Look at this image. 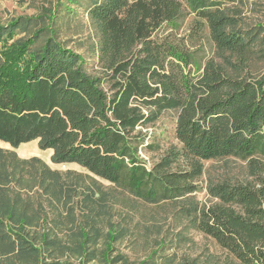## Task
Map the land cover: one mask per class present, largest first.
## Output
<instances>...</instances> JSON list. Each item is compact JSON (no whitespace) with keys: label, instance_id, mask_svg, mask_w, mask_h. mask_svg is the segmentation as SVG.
Masks as SVG:
<instances>
[{"label":"trees","instance_id":"obj_1","mask_svg":"<svg viewBox=\"0 0 264 264\" xmlns=\"http://www.w3.org/2000/svg\"><path fill=\"white\" fill-rule=\"evenodd\" d=\"M229 1L60 0L69 14L85 5L97 27L94 73L53 36L36 47L44 29L15 38L29 32L32 18L0 24V141L17 147L37 140L55 163L78 164L149 204L197 192L203 161L240 159L249 180L209 183L213 203L183 212L219 247L222 264H264V73L234 75L197 55L207 31L215 53L234 56L237 68L264 59V25L241 28ZM186 14L192 24L179 33ZM168 110L177 112V144L148 168L138 151L152 142L137 129ZM1 153L0 264H36L48 246H59L46 237L41 249L32 243L42 221L38 197L57 201L65 185L38 159Z\"/></svg>","mask_w":264,"mask_h":264},{"label":"rangeland","instance_id":"obj_2","mask_svg":"<svg viewBox=\"0 0 264 264\" xmlns=\"http://www.w3.org/2000/svg\"><path fill=\"white\" fill-rule=\"evenodd\" d=\"M59 1L0 0V24L18 17L32 18L34 22L29 25V32L19 33L15 38L27 37L38 29H44L36 47L43 45L47 37L53 36L64 47L80 54L90 72L99 71V33L86 13V6L72 5L74 9L69 14L58 8ZM62 3L63 0L61 6ZM225 6L229 14L239 19L241 28L264 25V0H233ZM192 21V15L181 17L177 21L178 32L185 33ZM207 35L205 31L197 48L199 57H212L216 64L234 75L258 77L264 73V59L256 57L248 67L237 68L238 62L234 56L215 53ZM176 115L174 110L164 111L154 123L145 128L138 127L137 130L146 135L145 141L152 142L149 151L141 147L138 151L148 168L168 148L177 144L173 136ZM1 151L14 153L21 160L38 159L50 170L59 173L65 185L61 196L53 195L57 201L49 202L46 196L38 197L43 209L42 221L33 231L38 237L32 243L41 249L46 237L59 246H48L47 250L41 252L36 264L53 261H68L71 264H183L184 261L222 264V251L194 227L183 209L213 203L214 200L206 192L209 183L250 179L246 162L240 159L226 157L203 161L197 192L176 200L149 204L90 174L78 164L55 163L52 150L40 149L37 140L17 147L0 141V156H4ZM35 191L37 189L33 188L32 192ZM61 244L72 251L62 249ZM4 261L5 257L1 256L0 262Z\"/></svg>","mask_w":264,"mask_h":264},{"label":"built area","instance_id":"obj_3","mask_svg":"<svg viewBox=\"0 0 264 264\" xmlns=\"http://www.w3.org/2000/svg\"><path fill=\"white\" fill-rule=\"evenodd\" d=\"M145 112V111H144Z\"/></svg>","mask_w":264,"mask_h":264}]
</instances>
